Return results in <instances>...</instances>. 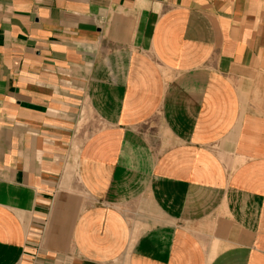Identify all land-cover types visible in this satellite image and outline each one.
I'll use <instances>...</instances> for the list:
<instances>
[{
  "label": "crops",
  "instance_id": "1",
  "mask_svg": "<svg viewBox=\"0 0 264 264\" xmlns=\"http://www.w3.org/2000/svg\"><path fill=\"white\" fill-rule=\"evenodd\" d=\"M0 264H264V0H0Z\"/></svg>",
  "mask_w": 264,
  "mask_h": 264
}]
</instances>
